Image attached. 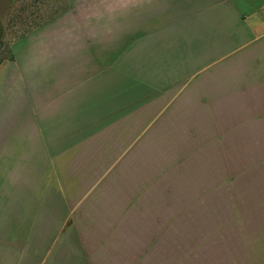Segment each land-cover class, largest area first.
<instances>
[{
	"label": "crops",
	"instance_id": "crops-1",
	"mask_svg": "<svg viewBox=\"0 0 264 264\" xmlns=\"http://www.w3.org/2000/svg\"><path fill=\"white\" fill-rule=\"evenodd\" d=\"M144 4L99 7L120 37L52 40L23 76L6 150L51 183L0 264H186L218 169H264V0Z\"/></svg>",
	"mask_w": 264,
	"mask_h": 264
},
{
	"label": "rangeland",
	"instance_id": "rangeland-1",
	"mask_svg": "<svg viewBox=\"0 0 264 264\" xmlns=\"http://www.w3.org/2000/svg\"><path fill=\"white\" fill-rule=\"evenodd\" d=\"M144 2L0 0V230L28 228L29 221H19L23 219L20 216L37 213L34 205L41 204L51 183L50 171L46 176L45 169H27L25 175L19 169H11L16 164L19 146L6 150V112L23 103L19 90L23 76L40 63L39 56L49 53L53 46L48 43L52 40L79 38L88 43L99 35L120 37L119 31L103 29L113 22L114 15L99 13V7H146ZM122 36L131 38L129 31ZM238 165L236 159L235 169H218V204L213 199L212 207L203 209L213 221L188 226L205 245L201 251L197 249L196 255L187 252L186 264H264V213L258 215L259 207L248 200L250 195L261 194L260 183L264 192V169H242ZM206 177L209 175L203 169L202 181ZM24 178L29 181L24 182ZM54 209L59 212L57 207ZM1 240L2 237L0 252L6 256V243Z\"/></svg>",
	"mask_w": 264,
	"mask_h": 264
}]
</instances>
